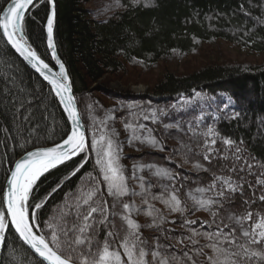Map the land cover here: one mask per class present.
I'll use <instances>...</instances> for the list:
<instances>
[{"label": "snow or ice", "instance_id": "6c2138e0", "mask_svg": "<svg viewBox=\"0 0 264 264\" xmlns=\"http://www.w3.org/2000/svg\"><path fill=\"white\" fill-rule=\"evenodd\" d=\"M42 2L10 0L6 8H0V38L5 40L9 49L8 52L0 49V53L3 56L14 53L47 82L50 86L48 94L58 98L71 127L54 146L27 151L8 170L7 191L0 192V255L7 256L10 264L11 253L16 249H9L7 237L14 232L26 258L31 257L34 264H264V157L253 155L242 138L235 140L221 136L213 126L205 125L206 131L197 133L190 125L185 131L179 124L165 123V129L192 133L194 145L189 147L182 143L181 147L186 149V156L192 153L206 162L207 166L196 160L193 164L195 170L212 174L210 183L197 187L196 194L189 193L191 204L180 198L175 186L166 185L164 194L151 196L165 205L169 215L179 214L177 219H169L150 204L147 196L151 184L139 173L147 169L153 176L170 182L177 181L179 173L153 164H133L131 170H127L121 164L123 147L118 141L119 133L115 128L104 130L108 129V121L116 119L113 112L99 121L103 128L90 142L82 130L69 72L56 51L55 0H47L50 13L46 17L47 47L55 66H50L26 39V13L31 15L29 10L39 7ZM153 3L154 0H131L132 7L142 4L149 7ZM114 5L126 7L122 0H114ZM3 56H0V65L7 72H0V82L3 83L0 104L8 109L14 122L24 127L34 119L37 107L34 102L39 100L40 105H44L47 96L42 98L39 91L23 87L16 60H7ZM133 62L143 64L134 57ZM54 67H58V71H54ZM88 108L93 110L92 104ZM160 115L166 113L161 110ZM240 115L234 110L230 119L236 120ZM143 118L155 123L157 113L153 110ZM124 127L131 132L129 144L136 141L165 151L164 143L152 135L151 129L128 122ZM5 131L11 132L10 129ZM144 131L147 135L140 134ZM197 147L203 152H196ZM92 153L95 154L96 174L89 173L88 180L65 197L63 207L58 208L46 223L42 222L40 210L61 184L38 198L35 193L40 178L80 156V161L65 177L70 179L84 168ZM184 163L188 160L177 167H183ZM131 181L136 182L139 192L131 186ZM136 196H140L147 206L144 214L150 220L145 224L133 218L142 211L133 201ZM200 211L209 213L207 222L189 218ZM169 224L173 227H165ZM177 228L182 231L176 232ZM144 229L151 230L150 234L145 236Z\"/></svg>", "mask_w": 264, "mask_h": 264}, {"label": "trees", "instance_id": "16d2710c", "mask_svg": "<svg viewBox=\"0 0 264 264\" xmlns=\"http://www.w3.org/2000/svg\"><path fill=\"white\" fill-rule=\"evenodd\" d=\"M9 1L0 0V8H5ZM122 3L126 7H121L120 11L111 17L101 19L94 17L87 8L89 0H56L54 38L60 58L68 69L82 118L85 119V111L81 107V98H87L93 93V87L105 80L119 81L128 90L131 86L138 85L150 87L149 93L143 96H136L130 91L118 92L112 89L115 95L113 100L116 103L112 110L115 112L121 106L132 105L133 107L131 109L128 107L122 116L124 123L128 122L133 125L138 122L140 116L150 115L153 110L156 111L158 117L159 103L164 106L179 107L181 100L190 98L198 92H206L210 95L226 94L232 99L233 112L234 110L239 111L241 115L236 120L230 117L219 118L216 125L217 131L224 137H231L235 140L242 138L253 155L264 157V65L225 67L209 64L200 69L195 68L189 73L185 71L184 73L166 72L153 82L149 79L159 63L174 56H181L176 59L191 56L201 44L226 41L238 43L251 53L264 54V0H154L153 5L149 7H144L143 4L139 7H132L130 0H123ZM29 11L31 15L26 13V39L46 62L55 66L47 47L46 17L50 12V5L47 0H43L39 7ZM105 20L108 22L104 23ZM249 29H251L249 34L244 35ZM0 49L5 52L9 51L3 38H0ZM0 56H3V53H0ZM133 57L137 61H143V64L134 63ZM3 58L16 60L18 75L23 81V87L29 91L35 89L41 93L42 98L47 96V99L44 105H40L39 100L34 102L37 105L34 119L24 127L14 122L8 109L0 104V192L4 191L9 175L8 170L13 168L14 163L22 155L41 146L55 145L71 127L58 98L48 94L50 86L14 53L3 56ZM139 70L141 75L136 72ZM131 71L133 74L130 73ZM0 72H7V69L0 65ZM0 87H3L2 82H0ZM99 88L105 95L112 98L108 93L111 92L108 88L104 85ZM163 105L161 107H164ZM103 116L105 117L106 114ZM115 117L112 123L108 121V129L104 130L115 128L119 133L118 141L122 145L124 143L121 139L123 125H120L118 117ZM162 117L165 116L161 115ZM167 117L178 120L174 116ZM179 118L184 119L181 116ZM100 120L99 117L87 120L89 142L93 135L99 136L103 128L99 123ZM93 123L97 126L100 124L97 133L94 129L92 130ZM169 124L172 123L169 122ZM187 128L183 129L186 131ZM5 129H10V134ZM128 135L131 136L130 131ZM182 136H184L185 144L189 147L194 145L195 140L191 134L183 132ZM25 138L29 142L25 143ZM135 143L138 142L134 141L131 144ZM196 149L201 152V148H195L197 152ZM94 155L92 153V158H89L84 168L70 179H65V177L80 161V156L40 178L39 189L35 193L38 198L61 184L44 208L40 210L39 215L42 222L46 223L58 208L63 207L65 197L76 192L81 184L88 180L89 173L96 174ZM189 155L195 158L200 157L192 153ZM143 160L147 162L138 164H153L159 167L157 160L152 157ZM175 163L181 164L176 160ZM203 163L206 165V162ZM125 168L130 171L132 166H125ZM179 169L178 171L173 169V172L179 173ZM139 174L144 175L146 181L151 184L149 187L151 193L148 191L147 196L150 204L162 211L168 218L178 217V213L169 215L167 208L160 200L151 199L153 194L157 196L164 194L166 185L169 187L175 185L167 182L166 178L153 176L147 169ZM205 174L201 171L200 176H191L193 175L191 174L188 181L186 179L182 181L183 187H176L179 189V196L182 200L191 204L189 193L196 194L197 187H204L208 184L209 178ZM180 177L178 181L181 182ZM130 183L137 192L140 191L135 181ZM108 199L111 200V198ZM133 199H136L138 203L135 205L142 209L141 213L134 214L133 218L138 223H147L150 220V217L144 214L147 206L142 203L140 196ZM189 218H199L198 220L207 222L210 216L209 213L200 211ZM150 232L151 230L144 229L145 236ZM102 236L103 231L101 230L100 237ZM7 240L9 249H16L11 253L10 264H34L31 257L26 258L24 250L20 248L15 239L14 232L8 235ZM0 264H9L7 256L1 255Z\"/></svg>", "mask_w": 264, "mask_h": 264}, {"label": "rangeland", "instance_id": "374dc122", "mask_svg": "<svg viewBox=\"0 0 264 264\" xmlns=\"http://www.w3.org/2000/svg\"><path fill=\"white\" fill-rule=\"evenodd\" d=\"M123 1V0H122ZM131 1V0H130ZM111 7V10H109ZM87 8L92 12L94 17L97 18H108L111 17L116 12L120 11L121 7H115L114 0H89V5ZM181 56H174L171 59L165 60L163 63H159L157 68L154 70V73L149 77L153 82L155 79L161 77L166 72L171 73H189L193 71V69L201 67H205L206 65L212 64V66L220 65L225 67L230 66H259L264 65V54H255L251 53L248 49L243 48L238 43H228L226 41H215L212 43H208L205 45H200L196 52L191 56H185V58H179ZM131 71L130 73H132ZM141 75L140 70L136 71ZM104 85L108 90V92L112 98L108 97L100 90V86ZM117 90L118 92L130 91L133 92L136 96H143L149 93L150 87L147 85H138V86H131L128 90L124 84L119 81H111L105 80L98 85L93 87V93L87 96V98H81V107L85 111V125L87 126V133H88V125L87 120L99 117L101 120L104 118L103 115L109 114V112H113L115 116L118 117L120 125H123L121 128V139L124 141L122 143L123 153H122V165L127 167L132 166V163H146L143 159H156V163L159 167H165L170 169L171 171L179 169L177 168L176 162L182 163L185 159L188 160V163H184L183 167L179 169V177L181 182L186 179L189 180V176H200V171L195 170L193 168V164L196 160H201L200 157L195 158L194 156L187 154L185 155L186 149L181 147V144H185L183 142L184 136L183 132H177L175 128L172 129H165L164 124L171 122L172 124H179L182 128L189 127V125L195 129L197 133L202 131H206L205 125L213 126L217 130V119L218 116H222L225 118H229L233 114L232 110V99L229 95L226 94H218V95H210L206 92H198L200 95L197 96L196 94L191 96L190 98H185L183 101H180L179 107L173 105H163L159 103L160 106L159 114L161 110H163L166 115H162L165 117L161 118V115L158 114L157 120L155 123L152 122L151 119L145 120L143 117L140 116L138 122L134 125L142 124L145 126L146 129L152 130V135L155 136L157 139L161 140L164 143L165 151L160 152L155 150L151 147L146 145L135 143L129 144L128 139V130H125L124 127V118L123 114L127 111L128 107H119L118 112L115 113L112 110L115 107L116 103L113 99H115V95L112 92L113 90ZM98 102V104L96 103ZM161 102V101H160ZM92 104L93 110H89L88 105ZM164 107H161V106ZM227 105V107H225ZM102 106V107H101ZM102 110L104 112H100ZM145 115V114H144ZM103 116V117H102ZM167 116H174L178 120H172ZM184 117V119H180L179 117ZM112 123V120H110ZM89 124V122H88ZM94 129L95 133H97L98 129H100V124L93 123L92 130ZM176 133H175V132ZM141 135H147V131L141 132ZM187 134H191V132H187ZM89 137V136H88ZM203 138H201L202 141ZM195 140V138H194ZM219 144V142H218ZM199 148V147H198ZM139 149V150H138ZM200 149V148H199ZM199 152L198 149H196ZM203 152V149L200 150ZM153 154V155H151ZM171 156V159H167V157ZM143 158V159H140ZM174 160V161H173ZM178 173V172H177ZM201 173H205L202 172ZM208 176V183L211 182L212 174L211 172L206 173ZM171 185H175V187H180L181 182H170ZM174 183V184H173ZM149 193L150 189H148ZM128 200V197L125 198ZM134 203L136 204V199H133ZM138 204V203H137ZM140 205V204H139ZM176 218H169V219H177ZM193 220H198L199 218H191ZM167 228H171L172 225H165ZM182 231L181 229L177 228L176 232Z\"/></svg>", "mask_w": 264, "mask_h": 264}, {"label": "water", "instance_id": "95a60500", "mask_svg": "<svg viewBox=\"0 0 264 264\" xmlns=\"http://www.w3.org/2000/svg\"><path fill=\"white\" fill-rule=\"evenodd\" d=\"M9 3H10V1H9ZM55 4H56V0H55ZM7 7V6H6ZM5 7V8H6ZM50 13V12H49ZM54 40H55V38H54ZM55 43H56V41H55ZM56 51H57V54H58V56L60 57V55H59V52H58V48H57V45H56ZM51 53V52H50ZM62 60V59H61ZM54 62H55V60H54ZM63 62V61H62ZM51 66V65H50ZM28 68H30L29 66H27ZM31 69V68H30ZM32 70V69H31ZM53 70L54 71H58V67H56V68H53ZM33 71V70H32ZM38 75V74H37ZM70 77V76H69ZM42 79V78H41ZM70 80H71V78H70ZM45 82V81H44ZM47 83V82H46ZM72 92H73V95H74V98H75V100H76V103H77V108H78V112H79V114H80V118H81V121H82V124H83V131H85V135H86V137L88 138V133H87V127H86V125H85V122H84V119L82 118V115H81V111H80V106H79V103H78V100H77V98H76V96H75V94H74V91H73V89H72ZM70 122V121H69ZM70 125H71V122H70ZM54 146V145H53ZM49 147H51V146H49ZM78 157V156H77ZM77 157H74L73 159H75V158H77ZM72 159V160H73ZM19 160V159H18ZM17 160V161H18ZM71 161V160H70ZM67 162H69V161H67ZM66 162V163H67ZM61 166V165H60ZM14 167V166H13ZM7 191V183L5 184V187H4V191L3 192H6ZM0 257H1V255H0Z\"/></svg>", "mask_w": 264, "mask_h": 264}, {"label": "bare ground", "instance_id": "6f19581e", "mask_svg": "<svg viewBox=\"0 0 264 264\" xmlns=\"http://www.w3.org/2000/svg\"><path fill=\"white\" fill-rule=\"evenodd\" d=\"M219 118H225V117L218 116V118H216V119H217V121H218V119H219ZM217 121H216V123H218ZM133 164H138V163H137V161H135V163H132V165H133Z\"/></svg>", "mask_w": 264, "mask_h": 264}]
</instances>
